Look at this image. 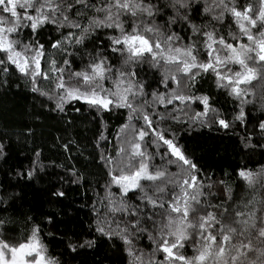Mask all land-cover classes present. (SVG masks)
Wrapping results in <instances>:
<instances>
[{"label": "snow or ice", "instance_id": "6c2138e0", "mask_svg": "<svg viewBox=\"0 0 264 264\" xmlns=\"http://www.w3.org/2000/svg\"><path fill=\"white\" fill-rule=\"evenodd\" d=\"M49 30L56 38L41 42ZM149 70L159 74L151 92ZM13 75L53 111L80 102L103 121L106 112L128 110L116 154L99 157L106 179L92 204L93 231L119 239L128 264H264V164L237 169L243 184L234 193L205 177L168 123L240 130L245 148L264 153V0H0V87ZM209 78L231 109L193 92ZM104 140L101 132L98 148ZM6 155L0 139V159ZM32 165L17 175L31 180L39 171L37 160ZM14 200L0 189V264H62L44 239L52 232L32 217L26 235H13L4 213ZM63 242L70 252L96 244L76 233Z\"/></svg>", "mask_w": 264, "mask_h": 264}, {"label": "trees", "instance_id": "16d2710c", "mask_svg": "<svg viewBox=\"0 0 264 264\" xmlns=\"http://www.w3.org/2000/svg\"><path fill=\"white\" fill-rule=\"evenodd\" d=\"M50 35L55 39L57 34L52 30L46 31L41 35V42H47ZM52 54L58 61L74 59L76 63L73 67L76 70L83 66L78 56H65L55 50H52ZM146 79L152 84L149 92L158 87V73L149 70ZM49 87L48 82H43L42 90L48 91ZM160 90L164 91L162 87ZM193 92L210 95L213 107L221 112L232 107L230 98L219 92L210 78L200 81ZM74 107L81 110L76 112ZM191 107L196 111L202 110L197 104ZM52 109V101L31 92L28 85L15 75L9 78L6 86L0 87V139L5 143L7 152L0 159V189L15 196L9 212L4 213L13 220L10 225L15 229L13 235H26L30 226V222L26 221L32 217L41 224L45 234L52 232L44 239L50 252L62 264H128L131 258L119 239H108L93 231L96 216L92 211V204L97 200L96 193L102 194L106 179L107 169L99 157L102 151L116 154L120 145L117 135L123 131L122 126L128 123V110L106 112L102 121L94 110L80 102L66 105L63 113ZM159 111L163 112L164 109L161 107ZM168 123L186 154L205 177L225 181V186H230L234 193L237 185L243 184L236 174L237 169L247 165L258 170L259 165L264 164V153L260 149L253 151L244 147L240 130H225L215 124L208 126L199 122ZM101 132L107 140L99 141L98 148ZM35 151L41 153L39 158L34 156ZM33 160H37L39 166L33 178L28 180L18 176V172L33 167ZM73 169L83 177L79 182L73 183L76 180L71 175ZM56 190L64 191L65 196L53 197L51 193ZM246 191L244 188L240 195L244 196ZM49 215L52 223H48ZM73 233L95 239V246L76 252L68 251L63 241ZM146 243L150 242H141L142 245Z\"/></svg>", "mask_w": 264, "mask_h": 264}, {"label": "rangeland", "instance_id": "374dc122", "mask_svg": "<svg viewBox=\"0 0 264 264\" xmlns=\"http://www.w3.org/2000/svg\"><path fill=\"white\" fill-rule=\"evenodd\" d=\"M130 135V133H128Z\"/></svg>", "mask_w": 264, "mask_h": 264}]
</instances>
